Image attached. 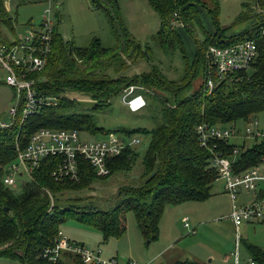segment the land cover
Instances as JSON below:
<instances>
[{"label": "trees", "instance_id": "1", "mask_svg": "<svg viewBox=\"0 0 264 264\" xmlns=\"http://www.w3.org/2000/svg\"><path fill=\"white\" fill-rule=\"evenodd\" d=\"M145 2L158 20V29L150 38V46H141L125 32L122 35L120 30L117 31L110 15L117 10L116 0H89L92 8L104 7L108 15L116 40L112 48H102L98 40H93L87 48H74L57 35L53 24L45 66L30 78L34 81L36 96L54 98L56 104L44 107L21 122L19 106L14 115L7 113L11 120L9 125L0 127V246H4L0 249V258L17 264H81L79 257L65 253L59 255L62 259L43 257L44 251L59 239L60 225L74 220L97 231L105 243L109 237H121L125 233L128 213L132 214L144 242L153 243L158 237L165 207L203 202L210 196L217 180V173L210 166L211 152L216 151L227 158L235 175L264 165V133L259 129V136L253 137V143L247 148L243 143L231 144L230 139L235 135L223 140L212 139L205 147L199 145L197 136L199 126L232 130L238 122L253 123L257 115H264V0H241L239 14L230 26L222 29L217 21L219 0ZM203 13L210 19L211 34L202 26L200 17ZM14 24L15 20L4 8V0H0V39L4 36L2 30L12 31ZM177 28L192 42V60L185 55ZM234 33L237 34L230 36ZM246 41L252 42L256 50L249 68L218 79L207 65V49ZM153 50L165 57L177 54L182 61V77L168 80L158 66L152 64ZM137 60L149 63L148 71L127 75ZM198 77L201 79L199 87L190 91L192 81ZM208 81L213 84L209 91L206 89ZM127 86L142 89L145 107L141 110L151 127L110 132L121 133L119 136L127 141L135 136L145 140L139 187L118 188L111 199L105 201L104 209L92 203L81 208L72 203L76 200L72 195L88 191L96 179L107 178L112 173L130 172L138 158L131 146L107 159L108 175L104 177H97L87 162L79 160L78 181H59L51 176L58 160L49 158L39 162L31 172L30 180L20 178L14 188L2 184L6 167L15 158V146L24 148L29 137L38 130L111 135L98 126L95 113L99 108L110 112L112 103L122 96ZM68 92L88 98L95 105L89 110ZM212 145L214 149L210 151ZM256 196L264 197V191H259ZM242 244L249 263L264 264V250L243 241ZM174 264L196 263L183 260Z\"/></svg>", "mask_w": 264, "mask_h": 264}, {"label": "rangeland", "instance_id": "2", "mask_svg": "<svg viewBox=\"0 0 264 264\" xmlns=\"http://www.w3.org/2000/svg\"><path fill=\"white\" fill-rule=\"evenodd\" d=\"M116 3L117 10L112 11L110 15L114 18L117 31L120 30L122 35L125 32L141 46H150V38L158 29V20L148 8L145 0H116ZM240 3L241 0H219L217 15L219 28L230 26L239 14ZM4 8L10 18L16 22L12 26V31L1 29L8 39L23 35L29 30V25L36 26L43 9L49 8L57 35L74 48H87L93 40H98L102 48H112L116 43L104 7L94 9L90 6L89 0H6ZM107 8L109 9V7ZM200 19L204 29L207 32H213L210 19L205 13ZM177 32L186 57L188 60H192L194 53L191 40L181 29L177 28ZM198 37L201 38L199 34ZM152 55V64L157 65L168 80L174 81L182 77V61L177 54L165 57L159 51L153 50ZM147 64L149 63L137 60L126 74L147 72ZM2 77L0 71V121L8 126L11 120L7 113L15 102L11 89L3 85ZM200 83L201 79L195 78L191 83L190 91L196 90ZM69 96L77 98L79 102H82L80 105L89 110L95 105L94 101L88 98L71 93ZM98 110V113H95L98 126L109 131L111 135H121V133L110 132L115 129L133 130L151 127V122L146 118L144 111L130 113L125 104L121 103L120 98L112 103L110 112H104L101 108ZM255 121L257 126H254L252 122L248 124L238 122L232 128L235 136L230 139L231 144L241 145L243 143L247 148L253 143V138L244 139L241 137L246 127L252 131L259 129L264 133V115H257ZM106 136L105 134L91 136L79 133V139L82 140L99 141L105 139ZM129 140L136 141V144L131 148L138 154L137 161L130 172L112 173L107 178L96 179L91 183L88 191H80L72 195L75 196L73 199H76L72 201L73 204L75 202V205L81 208L85 204L92 203L95 207L104 209L105 201L111 199L118 188L126 185L132 187L141 185L140 159L146 142L143 137L139 136L131 137ZM259 172H264V165L260 166ZM243 192L241 189L238 190V193ZM253 195L250 193V198H253ZM166 208H175L172 211V214H175L173 220L170 221V217L168 220L166 215H163L158 227V237L155 242L150 244L144 242L140 236L131 213L125 216V233L121 237H109L105 243L102 242V236L97 231L74 220H67L61 224L59 232L66 240L82 245L88 250L99 251L101 259H115L117 264H170L174 259H176L175 261H195L196 264H248L249 257L242 241L264 250V225L253 224L248 227L242 225L236 235L232 224L223 221L222 218L229 215L230 208L229 200L220 190L219 181L214 184L210 196L205 201L185 203L179 205L177 209L171 206ZM183 218H186L190 230L195 229L192 235L190 232L187 234L183 227ZM219 219L221 222L217 221ZM237 236L241 242L235 244ZM59 258L62 259V256ZM0 264L17 263L0 258Z\"/></svg>", "mask_w": 264, "mask_h": 264}, {"label": "built area", "instance_id": "3", "mask_svg": "<svg viewBox=\"0 0 264 264\" xmlns=\"http://www.w3.org/2000/svg\"><path fill=\"white\" fill-rule=\"evenodd\" d=\"M6 3V0H4ZM53 22L50 9H43L36 26L29 25L23 35L11 39L3 36L0 39V71L3 75V85L10 88L13 93L14 106L8 111L14 115L15 110L21 107L20 122L28 116L39 113L46 106H54L56 100L50 97H38L33 88V74L40 73L46 63V57L50 51ZM256 56L255 45L246 41L225 48L209 47L206 51L208 67H211L218 79L230 73L246 71ZM209 69V68H208ZM213 84L208 81L207 91ZM142 89L135 86H127L120 97L121 103L127 107L130 113L140 111L145 107ZM256 126V121L253 122ZM0 127H6L0 122ZM233 130L218 128H197L198 143L201 147L208 145L212 139L223 140L234 136ZM259 132L252 131L248 127L242 133L243 138L258 137ZM116 135H107L99 141L79 139V133L73 130H48L41 129L33 133L24 148L15 146V158L8 164L3 176L2 184L7 188H14L20 178L30 180V174L37 168L43 159L54 158L58 162L51 171V176L59 181H78V161L87 162L97 177L108 175L106 168L107 159L116 157L129 146L136 144L135 140H128ZM214 149L211 146L210 151ZM264 162V161H263ZM210 166L217 173V179L223 184V190L230 201V213L228 219L237 230L243 224L264 225V197L256 198L247 204H239L237 201L238 190L246 193H257L260 183L264 184V172L259 168H253L240 175L231 172L230 162L220 153L211 152ZM187 228V224H183ZM188 232L193 233L192 230ZM51 248L44 251L43 257L50 256L52 260L61 253L77 256L81 264H117L115 259H101L99 251H91L82 245L70 242L60 233ZM235 261V260H234ZM253 264V263H249Z\"/></svg>", "mask_w": 264, "mask_h": 264}, {"label": "crops", "instance_id": "4", "mask_svg": "<svg viewBox=\"0 0 264 264\" xmlns=\"http://www.w3.org/2000/svg\"><path fill=\"white\" fill-rule=\"evenodd\" d=\"M208 33H212V32H208ZM235 34H237V33H234V34H231V35H235ZM219 181V183H220V190H221V192L223 193V195L229 200V197H228V195L224 192V190H223V184H222V182L220 181V180H216V182H218ZM215 182V183H216ZM214 183V184H215ZM260 187H259V189H258V191H257V193L259 192V191H264V184H261L260 183ZM214 186V185H213ZM213 186H212V188H213ZM212 188H211V191H212ZM257 193H254V195H253V198H250V193H246V192H243V193H238V197H237V201H238V203L239 204H241V205H243V204H247V203H249L250 201H252V200H254V199H256L257 198V196H256V194ZM187 203H194V202H187ZM183 204H185V203H183ZM183 204H180V205H183ZM179 205H177V206H171V207H176V209H177V207H178ZM229 208H230V201H229ZM173 209H175V208H164V210H163V213H162V216H161V219H160V223H161V221H162V219H163V215H166V217L168 218V220H169V217H170V221L171 220H173V216L175 215L174 213L172 214V211H174ZM228 215V214H227ZM225 216L224 218H222L223 219V221H228L229 223H230V221H229V219H228V216ZM167 220V221H168ZM217 221H219V222H221V220L219 219V220H217ZM182 223L184 224H187V220H186V218H183L182 219ZM182 224V225H183ZM231 224V223H230ZM243 225H247V226H245V227H248L249 225H253V224H243ZM263 225V224H262ZM242 226V225H241ZM240 226V227H241ZM184 227V226H183ZM239 227V228H240ZM185 229H186V231H187V234H189L188 233V231L190 230L189 229V227H188V224H187V228L186 227H184ZM234 228V227H233ZM239 228L236 230L235 228H234V230H235V232H236V235H237V233H238V230H239ZM193 233L195 232V229L193 228ZM193 233H190V235H192ZM195 235V234H194ZM239 242H241L240 241V238L237 236V240H236V243L235 244H238ZM245 242V241H244ZM247 243V242H246ZM248 244V243H247ZM233 258H234V260L236 259V256H235V253L233 254ZM176 259H174L173 260V262H170V264H174L175 262H177V261H175ZM193 262V261H192ZM195 262V261H194ZM197 263V262H196Z\"/></svg>", "mask_w": 264, "mask_h": 264}, {"label": "water", "instance_id": "5", "mask_svg": "<svg viewBox=\"0 0 264 264\" xmlns=\"http://www.w3.org/2000/svg\"><path fill=\"white\" fill-rule=\"evenodd\" d=\"M5 212H7V209H3ZM4 248V246H0V249Z\"/></svg>", "mask_w": 264, "mask_h": 264}]
</instances>
